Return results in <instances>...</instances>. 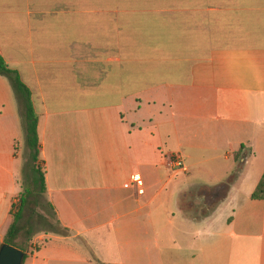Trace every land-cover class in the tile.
I'll return each instance as SVG.
<instances>
[{
  "label": "crops",
  "instance_id": "crops-1",
  "mask_svg": "<svg viewBox=\"0 0 264 264\" xmlns=\"http://www.w3.org/2000/svg\"><path fill=\"white\" fill-rule=\"evenodd\" d=\"M0 57L68 231L23 264H264V0H0ZM23 149L0 76V247Z\"/></svg>",
  "mask_w": 264,
  "mask_h": 264
},
{
  "label": "trees",
  "instance_id": "trees-1",
  "mask_svg": "<svg viewBox=\"0 0 264 264\" xmlns=\"http://www.w3.org/2000/svg\"><path fill=\"white\" fill-rule=\"evenodd\" d=\"M0 76L6 78L11 86L17 101L24 135V162L21 171L22 194L20 196V205L18 211L13 214V221L5 235L4 244L24 251L23 246L18 241L19 235L23 230L20 225L23 209L32 196L41 195L45 200L44 172L40 158L38 136V118L32 105L29 89L23 84L19 74L10 69L2 57H0ZM251 200H264V174L252 193ZM46 205L51 210L55 219L52 207L48 203ZM52 233L64 237L68 235V231L62 228L56 219L54 220Z\"/></svg>",
  "mask_w": 264,
  "mask_h": 264
},
{
  "label": "rangeland",
  "instance_id": "rangeland-1",
  "mask_svg": "<svg viewBox=\"0 0 264 264\" xmlns=\"http://www.w3.org/2000/svg\"><path fill=\"white\" fill-rule=\"evenodd\" d=\"M24 151V150H23ZM24 162V152L21 154ZM54 218L51 210L41 195L32 196L28 200V204L23 209L20 225L22 232L19 235V243L23 246L30 239L41 234H54Z\"/></svg>",
  "mask_w": 264,
  "mask_h": 264
},
{
  "label": "water",
  "instance_id": "water-1",
  "mask_svg": "<svg viewBox=\"0 0 264 264\" xmlns=\"http://www.w3.org/2000/svg\"><path fill=\"white\" fill-rule=\"evenodd\" d=\"M25 253L6 244L0 247V264H23Z\"/></svg>",
  "mask_w": 264,
  "mask_h": 264
},
{
  "label": "built area",
  "instance_id": "built-area-1",
  "mask_svg": "<svg viewBox=\"0 0 264 264\" xmlns=\"http://www.w3.org/2000/svg\"><path fill=\"white\" fill-rule=\"evenodd\" d=\"M169 165L171 168H177L183 172H186V168L183 164V161L181 160V158L179 156H172L169 160ZM134 182L136 183V185H139V181L134 180Z\"/></svg>",
  "mask_w": 264,
  "mask_h": 264
}]
</instances>
